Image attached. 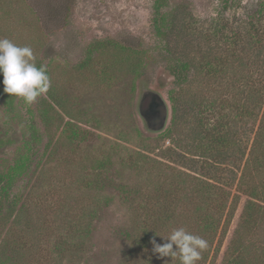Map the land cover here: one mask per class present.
<instances>
[{
    "label": "rangeland",
    "instance_id": "374dc122",
    "mask_svg": "<svg viewBox=\"0 0 264 264\" xmlns=\"http://www.w3.org/2000/svg\"><path fill=\"white\" fill-rule=\"evenodd\" d=\"M257 2L168 0L164 11L191 13L196 30L171 29L164 35L153 27L154 0H0V38L33 49L37 66H47L49 90L64 106L50 113L52 124L47 128L41 105L49 99L48 91L31 105L22 97L0 93V170L12 171L22 162L0 198L6 204L16 201L17 207L23 204L27 219L31 218L30 228L35 226L34 234L40 233L48 244L64 235L69 218L91 220L86 247L75 258L69 254L72 260L68 256L65 264H125L130 249L126 239L132 217L129 204L135 201L126 192L146 187L152 170L145 165L139 170L143 173H138L130 158L139 152L156 157L171 146L165 134L172 125L170 96L180 85L168 64L177 56L203 51L200 29L205 31L213 23L244 26ZM109 40L130 44L145 54L138 74L119 71L109 79V48L99 49ZM147 90L158 92L168 105L169 118L162 130L149 129L140 115V101ZM158 116L157 112L153 119ZM69 120L79 133L75 139L64 130ZM247 138L246 158L253 135ZM221 166L215 190L230 192L228 207L205 264H235L240 253L248 264H264V213L253 224L246 213L250 197L237 191L241 172ZM99 171L102 179L95 188L93 180ZM235 195L237 204L231 213Z\"/></svg>",
    "mask_w": 264,
    "mask_h": 264
},
{
    "label": "trees",
    "instance_id": "16d2710c",
    "mask_svg": "<svg viewBox=\"0 0 264 264\" xmlns=\"http://www.w3.org/2000/svg\"><path fill=\"white\" fill-rule=\"evenodd\" d=\"M167 3L168 0H154L153 27L157 32L165 35L171 29L181 33L196 30L191 13L164 11ZM210 26L205 31L200 29L205 45L200 54L177 56L167 66L180 85L179 91L170 96L172 125L165 134L171 139V146L165 147L156 157L139 152L130 158V164L138 173H143L139 170L145 165L152 170L146 187H133L126 192L132 194L135 201L129 204L132 217L126 239L130 249L125 264H180L178 258H160L153 252L151 243L153 237L158 243L167 242L164 236L180 227L208 242L197 264L206 263L230 194L224 189L221 193L215 190L221 181L216 176L224 167L221 165H225L226 171L227 167L229 171L233 167L241 172L237 191L250 197L246 213L253 224L263 216L264 0H258L255 10L247 14L244 26L235 27L229 23ZM101 45L99 49L109 48L110 80L119 71L126 75L139 73L145 54L138 48L112 40ZM3 79L0 78V93L8 97L12 94L3 91ZM47 93L49 99L42 102L41 111L48 128L52 124L50 113L61 107L62 102L54 92L48 90ZM63 110L74 118L67 109ZM74 126L69 120L64 129L71 133V139L79 135ZM247 134L253 135V145L246 158ZM155 149L149 148V151ZM21 165L22 162H18L9 172L0 170L1 192L5 193ZM98 173L93 180L95 188L100 187L102 179L100 171ZM235 197L228 212L233 213L236 207ZM8 201L6 204L5 199L0 198L1 264H65L69 254L75 258L86 247L91 220L69 218L64 235L48 244L40 233L34 234L35 226L30 228L31 218L27 219L23 204L17 207L16 201ZM69 257L67 260H72ZM233 261L248 264L241 253Z\"/></svg>",
    "mask_w": 264,
    "mask_h": 264
},
{
    "label": "clouds",
    "instance_id": "9594fccd",
    "mask_svg": "<svg viewBox=\"0 0 264 264\" xmlns=\"http://www.w3.org/2000/svg\"><path fill=\"white\" fill-rule=\"evenodd\" d=\"M0 73L4 77L3 91L22 97L28 105L34 103L51 86L47 66H37L33 49L19 46L8 38H0ZM164 237L167 242L162 244L153 237V252L160 258H178L180 264H197L202 258V252L208 247V242L203 237L190 233L183 227L174 228Z\"/></svg>",
    "mask_w": 264,
    "mask_h": 264
},
{
    "label": "water",
    "instance_id": "95a60500",
    "mask_svg": "<svg viewBox=\"0 0 264 264\" xmlns=\"http://www.w3.org/2000/svg\"><path fill=\"white\" fill-rule=\"evenodd\" d=\"M151 103V106L149 104ZM140 115L144 118L146 125L151 130H162L169 118V108L165 100L158 92L147 90L143 92L140 105ZM159 113L156 120L153 115Z\"/></svg>",
    "mask_w": 264,
    "mask_h": 264
},
{
    "label": "flooded vegetation",
    "instance_id": "af4514ba",
    "mask_svg": "<svg viewBox=\"0 0 264 264\" xmlns=\"http://www.w3.org/2000/svg\"><path fill=\"white\" fill-rule=\"evenodd\" d=\"M142 117V116H141ZM143 118V117H142ZM143 120H144V118H143ZM145 121V120H144Z\"/></svg>",
    "mask_w": 264,
    "mask_h": 264
}]
</instances>
